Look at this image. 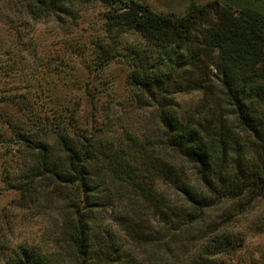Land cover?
I'll return each mask as SVG.
<instances>
[{"label": "trees", "instance_id": "16d2710c", "mask_svg": "<svg viewBox=\"0 0 264 264\" xmlns=\"http://www.w3.org/2000/svg\"><path fill=\"white\" fill-rule=\"evenodd\" d=\"M16 1L20 2L26 27L19 41L4 53L0 80L1 75L17 80L12 85L3 84L0 92L15 95L13 91L19 90L28 96V101L6 100L32 110L40 130L17 124L13 130L21 138L13 143L31 151L33 174L53 178L78 200L71 201L72 211L65 217L63 258H53L52 253L26 244H0V264H143L124 249L111 229L95 226V213L112 199L103 193L110 181H119L145 201L153 202V184L162 179L181 193L190 209L186 217L191 218L185 223L189 225L202 223L215 199L231 204L235 215H244L264 198V0H191L180 16L156 12L138 0ZM95 3L106 8L105 34L68 44L63 53L92 51L99 76L111 62H124L129 67L130 91L137 100L151 101L158 121L153 142L142 143L133 130H127L131 143L126 145V152L109 158L102 168L108 182L95 171L99 151L93 133L76 132L74 121L81 101L51 94L46 98L42 92L35 99L37 94L29 88L36 68L26 58L40 62L39 44L20 43L31 37L29 21L36 23L53 16L73 24L80 17L79 6ZM127 34L137 35L145 44L128 42L124 39ZM212 61L220 93L230 110L231 118L225 120L209 112H182L171 98L178 92L206 87L197 83L194 75L204 62ZM51 135L55 136L53 141ZM166 149L196 168L199 185L175 172V162L164 157ZM27 187L25 183L21 189ZM159 212L167 214L162 209ZM171 213L176 218L177 212ZM117 217L130 240L149 243L151 235L146 226H140V215L127 210ZM198 227L202 226H178L177 234L185 235ZM217 230L208 234L212 236L193 264H218L214 257L242 247L249 233L264 232V223L251 226L238 237ZM162 252L164 260L157 264H175L168 259L171 254Z\"/></svg>", "mask_w": 264, "mask_h": 264}, {"label": "rangeland", "instance_id": "374dc122", "mask_svg": "<svg viewBox=\"0 0 264 264\" xmlns=\"http://www.w3.org/2000/svg\"><path fill=\"white\" fill-rule=\"evenodd\" d=\"M9 1L0 0V62L5 60L7 47L19 41L20 32L26 27L25 19L20 13V2ZM138 1L147 4L156 12L175 16L185 14L191 2ZM209 1L211 0L201 2ZM211 7H208V10ZM78 8L80 17L73 24L53 16L40 19L36 23L29 21L32 28L31 37H25L20 43L39 44L40 62L34 59L33 63V60L26 58L28 64H34L33 68H36L31 82L33 85L29 88L37 94L35 99H38V93L42 92L45 97L56 95L69 101H81L77 121H74L76 132L93 133L97 143L96 149L99 151L95 171L99 170L98 174L107 180L108 176L103 173L102 168L106 166L109 158L123 156L126 152V145L131 143L127 130H133L142 143L156 139V108L149 99H135L127 84L129 67L124 62H111L99 76L93 63L95 58L92 51L63 53L62 50H65L68 44H80L91 35L105 34V7L95 3ZM210 13L214 15V11L211 10ZM124 39L145 44L135 34H127ZM41 50L45 52L41 53ZM213 62H204L202 69L194 75L197 83L206 85L204 89L178 92L171 95V98L182 112H209L214 114L215 118L225 120L231 118L230 110L220 93L215 75L216 65ZM16 80L10 75H1L0 88L3 84L12 85ZM13 92L16 94L5 95L0 92V244H26L52 253L53 258H58L64 249L62 230L66 224L65 217L72 211L71 201L77 202L78 199L70 192H65L53 178L33 174L30 167L31 151L24 149L23 145L16 147V143H13L14 140L18 142L17 138H21L13 130L17 129V124L27 125L35 131L40 130L38 117L32 110L22 109L18 103L9 101H28L29 97L19 94V90ZM47 133L52 134V131ZM54 139L55 136L51 135L50 141ZM163 153L168 161L175 162L174 170L181 178L200 184L195 167L178 158L171 149H166ZM25 183L28 184L27 189H21ZM152 189L155 200L148 202L134 190L121 185L119 181H110L108 189L103 193L109 194L112 199L106 201V206L95 213V226H99V229L100 226L111 229L124 249L136 255L143 264H157L163 261L162 250L167 251V255L171 254L168 259L175 260V264H193L199 256L198 252H202L205 244H208V238L212 236L208 234L213 233V230L230 231L232 236L238 237L251 226L264 223V198L257 201L252 210L244 215H235L231 204L215 199V204L206 210L204 221L199 223L202 227L191 229L185 235L177 234L178 226L199 225L185 224L191 218L186 217L190 209L186 208L181 193L173 186L162 179H156ZM159 209L167 214L161 215ZM127 210L141 216L140 226H146L151 235L148 237V244L133 242L121 229L117 216ZM172 211L177 212L176 218ZM64 256L62 254L60 259ZM214 260L218 264H264V232L249 233L242 247L228 254L221 253L214 257Z\"/></svg>", "mask_w": 264, "mask_h": 264}]
</instances>
